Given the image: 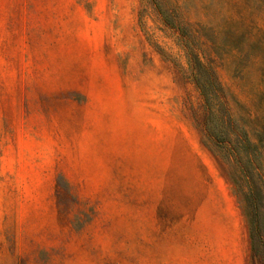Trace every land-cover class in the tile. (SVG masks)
I'll list each match as a JSON object with an SVG mask.
<instances>
[{"label":"rangeland","instance_id":"1","mask_svg":"<svg viewBox=\"0 0 264 264\" xmlns=\"http://www.w3.org/2000/svg\"><path fill=\"white\" fill-rule=\"evenodd\" d=\"M184 61L144 0H0V264H249Z\"/></svg>","mask_w":264,"mask_h":264},{"label":"trees","instance_id":"2","mask_svg":"<svg viewBox=\"0 0 264 264\" xmlns=\"http://www.w3.org/2000/svg\"><path fill=\"white\" fill-rule=\"evenodd\" d=\"M144 1L183 51L185 61L176 66L201 96L203 142L228 166L241 196L249 264H264V184L255 179V162L264 157V0ZM231 66L241 77L252 66L260 84L238 96L218 73Z\"/></svg>","mask_w":264,"mask_h":264}]
</instances>
